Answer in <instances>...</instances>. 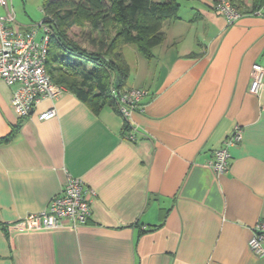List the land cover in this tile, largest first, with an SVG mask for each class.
<instances>
[{"label": "crops", "instance_id": "crops-1", "mask_svg": "<svg viewBox=\"0 0 264 264\" xmlns=\"http://www.w3.org/2000/svg\"><path fill=\"white\" fill-rule=\"evenodd\" d=\"M232 1L246 12L233 24L216 0H179L152 57L125 46L135 56L127 88L149 91L131 131L112 107L95 112L69 90L22 118L17 85L0 79V138L19 125L0 141V264H264L248 246L264 219V82L250 92L253 64L264 67V8ZM50 108L56 116L41 120ZM237 125L243 140L217 174L215 151ZM69 175L95 192L88 222L24 228Z\"/></svg>", "mask_w": 264, "mask_h": 264}, {"label": "trees", "instance_id": "trees-1", "mask_svg": "<svg viewBox=\"0 0 264 264\" xmlns=\"http://www.w3.org/2000/svg\"><path fill=\"white\" fill-rule=\"evenodd\" d=\"M263 8L264 0H254L251 12ZM179 10V0H44V22L52 32L47 70L55 83L93 111L110 106L119 112L112 88L128 89L131 65L125 46L131 44L144 57H152L153 48L166 39V21L177 18ZM75 25L89 27L95 49L71 37L69 29ZM18 128L14 126L0 141L11 140ZM124 130L131 131L128 119Z\"/></svg>", "mask_w": 264, "mask_h": 264}, {"label": "built area", "instance_id": "built-area-1", "mask_svg": "<svg viewBox=\"0 0 264 264\" xmlns=\"http://www.w3.org/2000/svg\"><path fill=\"white\" fill-rule=\"evenodd\" d=\"M0 6L7 10L6 15L0 16V79L9 85H17L11 103L18 115L25 118L32 114L42 99H55L67 88L55 83L47 70L52 32L44 19L38 27L21 28L15 24L16 15L9 0H0ZM215 6L230 24L246 14L230 0H216ZM253 14H261V10ZM41 26L44 34L37 40ZM252 78L250 92L257 94L264 82V67L261 64H253ZM112 90L124 120L133 111L142 109L144 99L149 95L148 89L143 87H132L121 92L113 87ZM55 116L56 109L50 108L42 112L39 118L47 120ZM128 138L134 140L136 135L131 132ZM242 140L243 130L237 125L223 145L215 151V158L211 163L215 173L222 175L229 171L233 157L231 148ZM94 194L82 178L69 175L61 193L44 210L27 214L22 224L29 230L57 229L66 225L77 228L91 218ZM248 246L256 255L264 257V219L255 224Z\"/></svg>", "mask_w": 264, "mask_h": 264}, {"label": "rangeland", "instance_id": "rangeland-1", "mask_svg": "<svg viewBox=\"0 0 264 264\" xmlns=\"http://www.w3.org/2000/svg\"><path fill=\"white\" fill-rule=\"evenodd\" d=\"M9 1L16 12L17 21L23 25L22 26L23 28L25 26L38 27V25L42 23L44 19V11H43L44 0H9ZM89 31L90 29L87 25L86 26L75 25L71 29H69V33L71 37L79 41L84 47L88 49H95L96 46L91 41V36ZM43 34H44V29L43 26H41L38 29L37 40H40ZM129 47L130 46L125 47L126 48L125 51L128 60L132 64V69H131L132 72L130 78L132 80L135 74V68H134L135 56L133 53L134 51L128 49ZM133 48H135V46H133ZM133 50H136V48Z\"/></svg>", "mask_w": 264, "mask_h": 264}]
</instances>
